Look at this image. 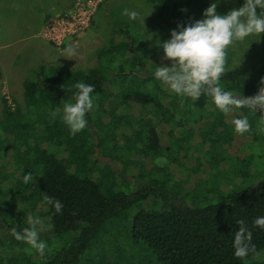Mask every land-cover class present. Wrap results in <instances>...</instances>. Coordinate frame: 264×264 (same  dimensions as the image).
<instances>
[{"label":"trees","instance_id":"trees-1","mask_svg":"<svg viewBox=\"0 0 264 264\" xmlns=\"http://www.w3.org/2000/svg\"><path fill=\"white\" fill-rule=\"evenodd\" d=\"M170 10L177 25L187 26L181 21L178 4ZM116 33L118 38L98 52L104 68L87 72L41 68L34 79L23 83L29 112L6 110L3 135H11L14 144L1 141V149H15L21 168H37L38 173L27 184L17 181L18 191L4 186L8 176H0V221L10 229L7 237L0 239V264H79L109 222L128 218L132 241L145 244L161 264H264V259L249 262L251 254L247 261L236 258L233 248L239 230L237 220H244L252 231V243L258 251L264 249V229L254 225L255 218L264 217V182L213 203L187 204L174 201L177 192L163 168L150 169L147 179L139 175L135 183L123 176L124 169L119 172L118 152L134 154V160L141 162L156 158L163 148L168 151L170 135L174 136L182 125L186 127L182 117L187 112L207 110L211 120L214 116L206 123L213 130L201 132V144L216 141L210 135L227 127L223 120L227 114L208 96L195 101L181 97L154 78L153 71L146 76L139 74L146 68L147 57L136 51L127 30L118 27ZM234 55L228 50L226 68ZM262 78L264 71L255 80L258 90L264 87ZM78 82L94 86V108L86 114L85 129L73 136L63 122V108L65 103L75 102L74 86ZM220 86L232 92L231 87ZM248 88L241 94L243 98L256 95ZM237 109L251 124V131L244 135L254 132L257 121L264 123L259 112L247 107ZM37 126L42 127L40 132ZM190 130L195 131L194 127ZM95 132L99 153L110 158L114 169L97 159ZM45 194L63 204L61 213L56 214L43 201ZM20 198L33 210L44 208L52 235L62 240L55 249L45 250L43 257L11 235L13 228L21 231L29 227L25 216H15Z\"/></svg>","mask_w":264,"mask_h":264},{"label":"rangeland","instance_id":"rangeland-1","mask_svg":"<svg viewBox=\"0 0 264 264\" xmlns=\"http://www.w3.org/2000/svg\"><path fill=\"white\" fill-rule=\"evenodd\" d=\"M214 2L216 0H95L87 9L88 0H0V176H8L9 179L4 186L18 191L17 181L24 182V174L32 173L35 178L38 173L37 168L34 171L21 168L15 149H1V141L14 144L11 135H3L2 121L5 120L6 110L14 112L18 109L21 114L29 112L24 102L25 80L34 79L41 68L82 72L104 68V61L98 58V52L108 48L111 39L118 38L115 35L118 27L128 31L135 41L133 46L136 51L147 57L146 68L139 74L146 76L151 71L155 72L157 67L152 65L171 66L170 61L163 59V48L157 44V41L162 44L169 40L171 31L178 30L171 6L178 4L182 9L179 15L181 21L188 25L203 19L204 11ZM244 3L245 0H219L217 11L223 15L233 8L242 7ZM51 6H55L57 12L37 35V26ZM126 8L139 12L145 18L144 25L139 20L122 16ZM78 9L87 14L92 11L87 27L79 30L72 39H66L65 44L55 45L44 32L47 23L60 20L67 14H77ZM69 43L78 47L79 55L73 59L64 57ZM228 50L234 51L235 55L220 83L231 87L232 92L240 93L237 95L241 98L248 86L251 87V94H257L259 86H256L255 80L264 71V34L261 37L249 36ZM255 111L264 117V110L257 107ZM252 115L256 119V114ZM238 117H243V114L234 108L223 118L227 127L217 135H210L216 141L210 143L205 140L201 144V132L204 129L213 130L211 124L206 126L211 120L210 114L207 110L187 112L182 117L186 127L177 128L176 134L168 139L170 149L165 151L163 148L155 155L156 158L166 157V165L157 166L153 157L138 162L134 160V154L122 151L118 152L119 172L124 169L123 176L135 183L139 182L140 176L147 179L150 169L163 168L170 175V185L177 192L174 201H186L187 204L213 203L229 193L264 182V123L257 121L253 133L241 135L235 132L232 123ZM213 120L214 116L211 122ZM191 127L195 131H189ZM36 128L38 132L42 130L41 126ZM21 200L16 202V218H43L45 225L41 239L48 246L46 250L55 249L62 240L52 235L44 208L38 206L33 210L28 201ZM128 220L109 222L93 239L79 264H161L145 244L132 241ZM9 231L8 224L0 221V239L6 238ZM259 252V258L251 257L248 261L263 260L264 249Z\"/></svg>","mask_w":264,"mask_h":264},{"label":"clouds","instance_id":"clouds-1","mask_svg":"<svg viewBox=\"0 0 264 264\" xmlns=\"http://www.w3.org/2000/svg\"><path fill=\"white\" fill-rule=\"evenodd\" d=\"M218 3L219 0H216L210 4L203 13V19L187 26L178 24V30L171 31L169 40L162 44L157 41L158 46L163 48V59L170 61L171 66L163 64L157 66L154 78L160 80L178 96L189 97L194 101L202 95L210 97L224 114L242 107L252 111L257 107L264 110V87H261L254 96L237 98L232 92L223 90L219 83L227 72L228 49L249 36L261 37L264 34V0H245L242 7L233 8L223 15L217 11ZM121 15L133 21L139 20L144 25L145 18L135 10L126 8ZM78 55V47L69 43L64 50V57L73 59ZM261 84L264 85V78ZM74 87L77 90L73 95L75 102L65 103L63 108V122L73 136L85 129L88 124L86 114L94 108L92 96L94 86L78 82ZM232 123L238 134L243 135L251 131L247 117L234 119ZM155 163L163 167L167 164V158L157 157ZM33 179L32 173L24 174L25 184ZM43 201L51 205L56 214L62 212L63 204L58 199L45 194ZM28 224L29 227L21 231L13 228L11 235L17 241L28 244L43 257L48 247L41 239L45 222L43 218L35 216L29 217ZM237 224L239 230L235 232L233 240L235 257L242 261H247L250 254L253 258H259L261 253L252 243V231L244 220H237ZM254 225L264 229V217L255 218Z\"/></svg>","mask_w":264,"mask_h":264},{"label":"built area","instance_id":"built-area-1","mask_svg":"<svg viewBox=\"0 0 264 264\" xmlns=\"http://www.w3.org/2000/svg\"><path fill=\"white\" fill-rule=\"evenodd\" d=\"M95 0H88L87 9H90L91 2ZM100 1V0H96ZM92 11L87 12L81 11L78 9L77 14L73 15H65L66 20L64 18L50 20L44 28V32H47L49 35L50 41H52L55 45L61 46L65 44L66 39L70 40L72 37L78 35L76 34L79 30H82L87 27L88 19L91 15ZM60 21V22H58Z\"/></svg>","mask_w":264,"mask_h":264},{"label":"crops","instance_id":"crops-1","mask_svg":"<svg viewBox=\"0 0 264 264\" xmlns=\"http://www.w3.org/2000/svg\"><path fill=\"white\" fill-rule=\"evenodd\" d=\"M57 12V8L55 6H51L49 12L46 15L42 16L41 22L37 26V35L41 32L44 24Z\"/></svg>","mask_w":264,"mask_h":264},{"label":"water","instance_id":"water-1","mask_svg":"<svg viewBox=\"0 0 264 264\" xmlns=\"http://www.w3.org/2000/svg\"><path fill=\"white\" fill-rule=\"evenodd\" d=\"M236 96H237V98H241V97L238 96V95H236ZM94 143H95V155H96L97 159L100 160V161H102V162H105V163L110 164L111 168L114 169V166H113V164H112L110 158H108V157H103V156L99 153V149H98V147H97V143H98V141H97V135H96V132L94 133Z\"/></svg>","mask_w":264,"mask_h":264}]
</instances>
